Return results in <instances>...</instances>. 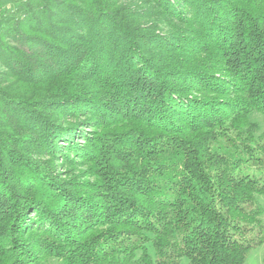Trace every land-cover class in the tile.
I'll list each match as a JSON object with an SVG mask.
<instances>
[{
    "label": "trees",
    "instance_id": "1",
    "mask_svg": "<svg viewBox=\"0 0 264 264\" xmlns=\"http://www.w3.org/2000/svg\"><path fill=\"white\" fill-rule=\"evenodd\" d=\"M68 1L76 6L69 8L67 16L45 8L47 15L43 14L42 25L36 26L43 29L41 38L31 32L21 33L18 38L28 49L36 45L43 54L51 50L59 55L58 69L74 59L57 75L71 74L74 81L66 80L56 89V95L69 98L70 102L86 100L98 109L92 114L97 122L102 119V112L104 119L116 120L125 110L128 122L148 126L150 116L143 118L141 111L130 109L133 108L130 101L139 96L149 109L165 113L163 120L175 113L176 117L185 116L182 122L187 126L179 129L176 135L179 137L168 135L170 128L156 127L159 135L153 137L151 143L126 141L124 147H135V150L125 151V154L137 161L129 170L143 172L138 178L142 183L147 182L150 173L158 172L152 181L155 188L143 193V184L137 185L133 173L122 175L119 177L122 181H130L136 187L130 184L127 188L128 182H109L113 185L106 186V196L117 204L109 209L101 206V214L92 216L91 210H82L76 202L88 196L72 194L61 186H54L52 180H46L49 171L35 161L33 149L27 146L38 139L43 143L46 136L49 138L55 131L74 132L85 123L77 119L78 114L66 118L60 112H51L45 108L48 102L36 96L8 93L6 116L0 118L4 134V139H0V180L9 184L11 193L7 210H1L0 264H53V260L59 264H183L184 260L189 264H246L252 251L264 243L261 222L264 208L259 201L264 195V131L252 120L255 114L264 116V17H257L253 22L243 17L235 24L238 11L221 23L223 28L231 29L229 34L218 27L217 33L229 36L228 43L221 38L224 41H220L219 51L224 58H236L237 63H242L236 67V80L221 89L217 74L200 65L183 68L179 62L164 59L160 52L154 51L151 47L154 36H148L133 18L127 17L126 8L115 1ZM211 7L209 5L210 12ZM263 10L264 4L257 13ZM193 12L194 20L211 38L210 27L218 23V19L212 18V14L206 18L200 9ZM80 26L85 36L78 32ZM235 38H239L241 50L246 52L252 47L247 54L258 53L259 56L245 64L243 60L251 56L234 54L239 52L233 51L231 46ZM193 42H197L198 50H210L207 48L211 43L207 39ZM37 58L38 61L34 59L37 63L44 62L43 58ZM135 59L137 65H134ZM21 70L25 75L31 73L23 66ZM96 72H100L101 77H96ZM190 73L193 75H188ZM90 78L92 84H84ZM191 81L205 86L210 82L208 90L211 91L231 87L243 94V99L231 106L225 103L220 109L214 107L216 113L208 112L198 119L196 111L200 105L212 108L209 103L215 100L203 96L202 89L197 91ZM94 84L105 93L99 95ZM108 97H117L122 106L116 108ZM9 101L29 111V116L21 121L30 130L21 126L16 117L18 108L12 105L11 108ZM228 107L233 108L228 111L232 115L224 114ZM131 112L139 115L131 116ZM33 117L39 118L40 124L43 122V132L32 128ZM205 118L211 120L205 125L197 123ZM212 123L222 128L221 135L208 132ZM96 138L94 146L104 148L98 147ZM94 146H85L89 149L84 151L86 157L95 154ZM116 166L120 165L114 164ZM138 191L142 194L135 195ZM70 201H75L76 205L68 209ZM30 211L41 216L39 226L35 219L24 216ZM70 221L73 224L70 227L81 226L78 239L72 231L66 230ZM35 228L52 231L55 239H36ZM89 231H92L91 236L86 235ZM18 238L24 242L20 243ZM82 240L87 242L82 243ZM38 254L41 257L37 258Z\"/></svg>",
    "mask_w": 264,
    "mask_h": 264
},
{
    "label": "rangeland",
    "instance_id": "2",
    "mask_svg": "<svg viewBox=\"0 0 264 264\" xmlns=\"http://www.w3.org/2000/svg\"><path fill=\"white\" fill-rule=\"evenodd\" d=\"M109 1H115L118 5L125 7L127 17L133 18L148 36L151 34V37L154 36V45L151 47L154 51H158V53L160 52V55H162L164 59L172 60L174 63L179 62V65L184 66L183 68H191L195 65H200L201 68L217 74L216 80L217 82H221V89L229 87L227 83L236 80V77L238 76L235 72L236 67H239V64L242 63H237L236 58H224L223 54L219 51L218 47H220V41H224L223 39H225L226 43H228L229 36L223 37L221 33H217L218 27L221 26V23L224 24V21L227 18L231 17V15H235L238 11H240V14L235 18V24H239L243 17L252 19L251 22L257 17H264V10L257 13L259 7L264 4V0ZM209 5L212 6V12H210ZM75 6L74 3L68 0H0V118L6 116V113L4 112L5 102L9 98L8 93L13 92L24 96H36L38 100H46L48 103L45 108L48 107L47 109L54 113L60 112V114L66 118H72L71 116L78 114L77 119H80L85 123L82 128L71 133L62 132L60 134V131H55L52 132L49 138L46 136L43 143L38 139L36 141L34 140L32 143H28L27 146L28 148L31 147L33 149L34 153L32 155L35 161H37L39 165H44L49 171V177H47L46 180H52L55 183L53 184L54 186H61L72 194L75 193L83 196L85 195V197L88 196L87 199L81 198L79 201H76L78 206L85 211L91 210L92 216H99L101 214V206H106L109 209V207L113 208V205L117 204L114 199L112 200L106 196V186L113 185V183L110 184L109 182L122 181L119 178L122 177V175L126 176L129 172L133 173V180L137 182V185L143 184L141 188L143 193L147 192L146 189L151 191L152 188H155L152 181L155 179L158 172L156 174L154 171L153 173H150L149 178L146 179L150 185H147V182L142 183L138 180L139 177L143 176V172L137 173L129 170L134 168V165L136 164L134 162L137 161L125 154V151L135 150V147H124L126 141H140L145 144H147L146 141H149L151 143L152 138H156L159 135L156 127L170 128L171 132L168 135L179 137L176 136L179 134H177V132L187 125L182 122V120L184 121L185 116H177L182 117L179 119L174 116L175 113L169 115L168 120H163L162 117L165 113L158 109H149L148 105L144 104L139 96H134L130 101V105L133 106V108L130 107V109L141 111L143 118L150 116L149 119L146 117L148 121L152 122H147L148 126L144 125V123L135 124L133 122H128V114L125 110L116 120L104 119V112H102V119H99L97 122V117H94L92 114L94 111H98V109L95 106L90 105L86 100L75 99L76 101L70 102L69 98L56 95V89L72 77L71 74H65L62 77H58L57 75L58 73H62V70L65 71L68 64L73 62L74 59L68 60L64 65L61 64L60 67L62 69H58L57 65L61 60L59 55H55V52L51 50L45 51L43 54V50L36 45H34V47L31 45L32 48L28 49L20 44L18 38H20L21 33L24 32H31L38 38L42 37L43 29L39 30L36 26L40 24L42 25L44 15H47L44 13L45 8L47 9L48 7L53 13L59 11L58 13L61 15L67 16L70 15L68 11L69 8H75ZM194 9H200V13L204 16L206 15V18L208 19V14H212V18L214 17L218 19V23H215L210 27L211 32L209 34L212 35L211 38L210 36L207 37V32L204 29H201L200 23L194 20ZM19 26L20 28H17ZM80 29L78 32L82 36H85L84 30ZM193 29H197L198 33H196L195 30L193 31ZM35 30L38 31L34 32ZM222 30L227 34L231 31L230 28L223 27ZM200 36L203 37L197 38ZM213 37H217V40H214L215 42L212 41ZM198 39H207V41L211 43L209 48H207L210 50L202 51L196 49L197 42L195 43L193 41H198ZM239 43V38L232 40L231 46L233 47V51H239L234 54H239L237 57H241L242 53L244 54V57H246V54L251 52L252 47L245 52L244 49L241 50ZM36 44L38 45V43ZM263 50L261 52H263ZM197 51H200V53ZM201 53L204 55L201 56ZM247 55H250L251 57L247 56V59L243 60L245 61V64H247L249 60H255L256 57L259 56L258 53H250ZM37 57L43 58L44 62L37 63ZM134 63V65H137L136 59ZM51 64H53L54 68ZM22 66L25 70L31 73L25 75V72L21 70ZM51 72L53 75L49 74ZM99 73L100 72H96L95 76L101 77ZM50 75H52V78H50ZM188 75L193 74L190 73ZM189 78L191 77H188V79ZM182 79L181 82L184 81V78ZM33 80L36 81L31 82ZM70 80L74 81L72 78ZM193 82L191 81V85L195 86V89L199 92L202 89L201 93L203 96L207 99L215 100L214 103H209L213 106L212 108L203 104L200 105L201 108L196 111V114H199L197 116L198 119L208 112L216 113L214 107L220 109L225 103H231L228 105L231 106L232 104H236L237 101L243 99V94H238L235 92V89H232L231 87L229 90L211 91L208 90L210 82H208L206 86L202 82H196L194 84ZM86 83L92 84L91 78L84 82V84ZM217 84L218 83H216V85ZM94 87L97 89L99 95L105 93V91L99 90L98 85L94 84ZM197 95L199 94L197 93ZM108 100L111 102L113 101L116 108L122 106L117 97H108ZM11 105L18 108V114H16V117L22 124L20 125L26 130H30L24 126H27V124H24L21 121L22 118L29 116V111L25 108V110L22 109L20 107L21 105L19 106V104L16 105L15 102L9 101V106L13 108ZM232 109L233 108L228 107L224 114L231 113L232 115V112H228ZM166 113L168 114L169 112ZM133 115L139 114L138 112H131V116ZM33 119H35V121L32 123V128H36L37 130L40 129L43 132V122L40 124L39 118L33 117ZM208 120L211 119L205 118L204 121H199L197 123L199 125H205L204 123L208 122ZM218 120H220L219 117ZM252 120L256 121L260 125L261 130L264 131V116L255 114L252 116ZM190 121L193 123L192 120ZM236 123L238 124V122ZM239 123H241V120H239ZM194 125L197 124L195 123ZM0 129V139L3 140L4 134L1 132L2 127H0ZM208 132L213 133L214 135H221L222 128L219 125H216V123H212ZM116 136H118L120 140H115L114 138ZM243 136H246V134ZM94 138H96L95 143L98 147L104 146V148L98 149L95 147L93 144ZM88 144L91 148L94 146L96 149L95 154H91L90 157H86L87 153H84L85 150H89L85 147ZM142 149L139 151L141 152ZM119 157L120 159H116ZM138 159L140 158L138 157ZM150 159L153 160L154 158L151 157ZM114 164H119L120 166L114 167ZM122 182L128 181L123 180ZM130 184L131 182L129 181L126 187L129 188ZM8 185V183L7 185L3 184L0 180V211L2 209L3 211H6L7 205L10 203L8 196L11 192ZM131 185L136 187L134 183ZM141 192L142 191H138L135 195H141ZM259 201L264 208V195L259 197ZM72 205H76L75 201H70L68 209L72 208ZM28 215L29 218L35 219L39 226L38 221L41 216L32 211H30V213H25L24 216ZM2 216L3 214L1 211L0 219ZM29 218L26 217L27 223L29 222ZM102 218L104 219V216ZM261 219L264 227V214ZM70 225H73L72 221H70L66 230L68 229L70 232L72 231V234L78 239L81 236L78 234V230L81 227L80 224L77 226L74 225L73 227H70ZM33 231L34 234H37L35 236L36 239L40 238L45 241H52V239H55L52 236V234L55 233L50 230L43 232L42 230L35 228ZM86 235L91 236L92 231H89ZM27 236H30V234H27ZM18 239L20 240V243L24 242L21 238ZM86 242L87 240H82V243ZM2 247L6 248V246ZM34 253H36V250ZM36 256L37 258L41 257L39 254ZM263 259L264 243L252 251L246 264H263ZM52 262L53 264H59V262L55 260ZM183 264L189 263L187 260H184Z\"/></svg>",
    "mask_w": 264,
    "mask_h": 264
}]
</instances>
